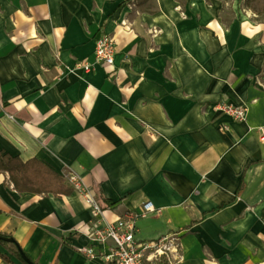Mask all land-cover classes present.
Here are the masks:
<instances>
[{"label": "crops", "instance_id": "0c3cea01", "mask_svg": "<svg viewBox=\"0 0 264 264\" xmlns=\"http://www.w3.org/2000/svg\"><path fill=\"white\" fill-rule=\"evenodd\" d=\"M105 34L113 66L94 63ZM262 128L256 0H0V152L78 177L108 221L151 201L136 238L173 234L175 264H264ZM94 220L74 188L19 192L0 171V232L36 264H108ZM0 264L23 263L0 244Z\"/></svg>", "mask_w": 264, "mask_h": 264}, {"label": "built area", "instance_id": "2783aa9c", "mask_svg": "<svg viewBox=\"0 0 264 264\" xmlns=\"http://www.w3.org/2000/svg\"><path fill=\"white\" fill-rule=\"evenodd\" d=\"M115 41L111 35H102L95 41L94 63L102 66H113ZM77 67L84 71L92 69L88 62L77 63ZM214 108L229 115L238 122L246 119V105H233L227 102H218ZM225 129L226 126H223ZM264 135V128L261 130ZM69 181L73 188L87 197L92 209L94 225L91 227L90 236L93 241L112 243L110 252L107 254L108 264H175L178 260L177 238L171 234H165L152 240H140L136 238L138 232L137 221L148 214L158 212L151 201L141 204L138 211L127 210L113 221L105 219L102 209L89 188L82 185L78 177L72 175ZM80 253L93 257L91 248L79 247ZM173 259H175L173 261Z\"/></svg>", "mask_w": 264, "mask_h": 264}, {"label": "trees", "instance_id": "16d2710c", "mask_svg": "<svg viewBox=\"0 0 264 264\" xmlns=\"http://www.w3.org/2000/svg\"><path fill=\"white\" fill-rule=\"evenodd\" d=\"M0 171L9 173L10 181L19 192L61 195L70 194L73 191L63 175L35 158L22 161L16 156L0 152ZM2 237L11 238V241L3 240ZM0 244L7 247L23 264L27 263L22 259V253L31 260L10 234L0 232ZM2 258L10 262L7 256L3 255ZM33 264L36 263L33 262Z\"/></svg>", "mask_w": 264, "mask_h": 264}, {"label": "water", "instance_id": "95a60500", "mask_svg": "<svg viewBox=\"0 0 264 264\" xmlns=\"http://www.w3.org/2000/svg\"><path fill=\"white\" fill-rule=\"evenodd\" d=\"M2 239L6 241H11V238L2 237ZM21 257L27 264H33V262L29 260L23 253L21 254Z\"/></svg>", "mask_w": 264, "mask_h": 264}, {"label": "rangeland", "instance_id": "374dc122", "mask_svg": "<svg viewBox=\"0 0 264 264\" xmlns=\"http://www.w3.org/2000/svg\"><path fill=\"white\" fill-rule=\"evenodd\" d=\"M257 4L264 7V0H256Z\"/></svg>", "mask_w": 264, "mask_h": 264}]
</instances>
